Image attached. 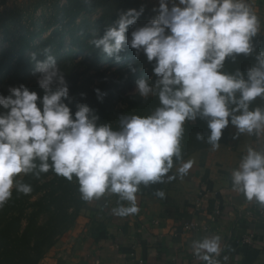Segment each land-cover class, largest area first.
<instances>
[{
  "label": "clouds",
  "instance_id": "clouds-1",
  "mask_svg": "<svg viewBox=\"0 0 264 264\" xmlns=\"http://www.w3.org/2000/svg\"><path fill=\"white\" fill-rule=\"evenodd\" d=\"M83 3L89 5L91 0ZM158 4L153 9L158 14L143 26L136 25L144 8L128 9L102 36L92 28L89 41L115 62L122 59L126 47L154 61V83L135 81L137 95L158 98L159 106L151 114L121 115L113 129L111 124L98 123L99 117L87 104L77 103L73 113L65 103H71L65 74L47 46L30 57L43 96L23 84L10 86L7 96L0 94V209L13 189L23 195L32 192L30 184L17 179L20 174L40 179L52 171L68 181L75 177L83 201L116 194L119 200L112 214L135 215L141 185L176 179L168 175L174 158L180 163L181 178L192 168L193 161L182 160L186 122L197 118L207 122L210 134L197 133L195 138L214 151L229 124L237 137L264 135V106L251 107L257 98L264 100V51L257 52L254 42L261 24L248 0H158ZM38 54L44 59L38 60ZM241 55L252 56L254 63L244 72L223 71L226 60L234 63ZM94 92L103 102L107 93ZM80 96L83 99L85 94ZM231 190L264 208V149L247 148L231 171ZM153 195L162 200L166 194L157 189ZM221 242V236L214 234L194 240L191 248L204 264H219Z\"/></svg>",
  "mask_w": 264,
  "mask_h": 264
},
{
  "label": "crops",
  "instance_id": "crops-1",
  "mask_svg": "<svg viewBox=\"0 0 264 264\" xmlns=\"http://www.w3.org/2000/svg\"><path fill=\"white\" fill-rule=\"evenodd\" d=\"M248 3L264 34V0ZM219 144L215 151L209 146L186 156L183 161L191 160L193 166L185 177L177 173L178 163L168 173L176 176L171 182L141 185L135 215L112 214L116 194L86 202L64 239L38 264H204L191 244L214 234L222 238L219 263L264 264V208L231 190V171L248 147L264 149V135L237 137L230 124L226 141ZM157 189L165 199L153 195ZM187 222L197 224V230H184Z\"/></svg>",
  "mask_w": 264,
  "mask_h": 264
},
{
  "label": "rangeland",
  "instance_id": "rangeland-1",
  "mask_svg": "<svg viewBox=\"0 0 264 264\" xmlns=\"http://www.w3.org/2000/svg\"><path fill=\"white\" fill-rule=\"evenodd\" d=\"M97 1L106 2V5L95 8L89 14L81 13L72 26L61 28L60 26L49 27L48 24L50 16L54 12L52 8L62 7L67 3V0H0V94L7 96V89L10 86L23 84L30 91L36 92L38 97L43 96V90L38 87L37 78L33 75L34 62L31 61L30 57L32 53H38L40 49L46 46L52 48L60 69L65 74L71 100V103L68 101H65V103L73 113L76 111L75 105L77 103L87 104L99 117L98 123L101 122V117L105 119L109 117L100 113L93 106L91 90L106 86V97L111 99V106L114 111L118 112L127 108L129 104L126 97L116 96L115 93L125 92V95H137L134 83L140 78L149 81L150 84L154 83V75L148 70L151 62L146 60L142 52L138 56L134 53L121 63H115L108 57L99 59L100 54L93 55L95 49L89 43L92 38V28L97 31L101 27V23H98L100 18L105 14H116L124 2V0ZM130 1L137 10L141 7L144 8L141 15V26L158 14L153 11V9L159 7L158 0ZM25 27L34 31V33L40 34L33 42L31 49L23 57L16 58L15 49L18 43L19 30ZM81 30H84V35L80 34ZM258 34L264 35L261 32ZM37 59L43 60L44 56L38 54ZM234 63H238L234 66H241V64H253L254 61L243 60ZM229 64H233V62L226 60L225 65L229 66ZM130 65L136 69L135 72L130 70ZM81 93L85 94L83 99H81ZM153 96L155 95L149 97ZM0 111L3 110L0 109ZM190 123L194 124V121H190ZM54 175L50 173L41 174L37 185L41 187L47 184ZM23 177L24 174H20L17 179ZM41 191L31 192L28 198L31 206L22 211H14L5 219H12V217L20 219L21 229H23L28 219H37V225L44 223L49 219L50 211L37 213V208L34 206V203L42 197ZM69 229L60 234L56 243L60 239H64V235Z\"/></svg>",
  "mask_w": 264,
  "mask_h": 264
},
{
  "label": "trees",
  "instance_id": "trees-1",
  "mask_svg": "<svg viewBox=\"0 0 264 264\" xmlns=\"http://www.w3.org/2000/svg\"><path fill=\"white\" fill-rule=\"evenodd\" d=\"M106 2H101L97 0H91L89 5H85L83 0H67V3L62 7L52 8L53 14L50 16V21L48 26H60L61 28H68L72 26L81 13L89 14L97 7H104ZM128 9H136L132 5L130 0H124L121 8L116 14L110 13L103 15L98 23H101V27L97 30L102 36L104 29L112 24L116 19H118L119 14L122 11ZM137 10V9H136ZM141 16L137 20V27L141 26ZM133 28L128 29V35L130 38V33ZM40 33H34L28 27L20 28L18 35V43L15 49V57H23L32 47L33 42L39 36ZM254 42L257 45L256 51H264V35L258 34ZM135 50L130 48H125V51L121 53L122 59L119 62L128 59L132 56ZM100 54L97 50H94L93 55ZM106 56L100 54L99 59H103ZM243 60L254 61L252 56L237 57L236 61L240 62ZM151 62L148 66V70L152 72ZM233 63L229 66L225 65L223 71L234 72L235 70H240L244 72L245 68L249 65L234 66ZM153 73V72H152ZM156 77L153 76V81ZM135 84V83H134ZM133 84V85H134ZM132 86V85H131ZM106 86L104 88L96 87L94 89H99L101 92H105ZM94 89L91 90L92 104L96 107L100 113H103L108 119L101 117L100 124H111L113 129H117L119 125V117L121 115H139L147 116L159 106V101L157 96L142 98L138 95H125V92L115 93L116 96L126 97L127 103L129 104L127 108H124L118 112L114 111L111 106V99H107V95L104 97L103 102H98ZM264 106V100L257 98L252 102L251 107ZM146 110H148L146 112ZM230 126V124H229ZM225 128L222 133V137L218 143L225 142L228 136V128ZM197 133L203 134L207 137L209 129L207 127V122L200 118L194 121V124L190 122L185 123V132L181 140V152L182 160L189 154L203 150L210 145L204 141H198L195 138ZM174 158V165L178 164ZM48 173L54 174V172L49 171ZM22 182L30 184L32 186V192L42 190V197L34 203L37 208V213L50 211V217L44 223L37 225V219H28L25 223L23 229H21L20 219L12 217V219H5L6 216L14 211H22L27 209L31 204L28 201L29 195H23L17 193L13 189L11 199L5 204V206L0 209V264H38V262L45 256L46 252L56 243L60 234L65 232L74 223L80 209L85 205V201L81 199L80 193L78 191V183L75 177L72 181L57 176L56 174L47 184L43 186H38L37 183L40 179H36L32 175H24ZM72 210V211H70Z\"/></svg>",
  "mask_w": 264,
  "mask_h": 264
},
{
  "label": "built area",
  "instance_id": "built-area-1",
  "mask_svg": "<svg viewBox=\"0 0 264 264\" xmlns=\"http://www.w3.org/2000/svg\"><path fill=\"white\" fill-rule=\"evenodd\" d=\"M183 228H184V230H186V231H194V230H197L198 225L195 224V223H193V222H187V223H185V224L183 225ZM203 230L206 231L207 228H203ZM219 264H221V263H219Z\"/></svg>",
  "mask_w": 264,
  "mask_h": 264
}]
</instances>
